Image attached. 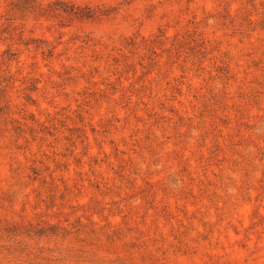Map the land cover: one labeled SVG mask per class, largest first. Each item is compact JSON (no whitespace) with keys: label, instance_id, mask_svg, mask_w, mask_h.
I'll return each mask as SVG.
<instances>
[{"label":"rangeland","instance_id":"rangeland-1","mask_svg":"<svg viewBox=\"0 0 264 264\" xmlns=\"http://www.w3.org/2000/svg\"><path fill=\"white\" fill-rule=\"evenodd\" d=\"M39 3L0 37V264H264V0Z\"/></svg>","mask_w":264,"mask_h":264},{"label":"trees","instance_id":"trees-1","mask_svg":"<svg viewBox=\"0 0 264 264\" xmlns=\"http://www.w3.org/2000/svg\"><path fill=\"white\" fill-rule=\"evenodd\" d=\"M42 11V7L41 4L39 3V0H11L9 3V8H8V12L6 13V15L3 18V23L1 24V28H0V37L1 40L4 43H7V48L4 51V55L7 57V60L9 62L12 63V61L14 62L15 58H16V53L15 51L12 49V46L14 45V40H15V34L14 31L15 29L13 28V24L16 20H28L31 18H36L37 16H39L41 14ZM73 11V9L71 10ZM76 12H71L72 15L74 16H78V17H89V13L87 15L85 14H81L80 10L78 11V9L76 8L75 10ZM93 12V11H91ZM96 12V11H95ZM65 12H63L64 14ZM51 53V52H50ZM96 94V93H94ZM4 97V90L0 89V105L2 103V98ZM214 102L211 103L210 105H207V108H211L214 104H215V100H213ZM208 109V110H209ZM239 116H240V120H246L245 119V111L242 109L238 110ZM1 119L2 123H1ZM6 119H7V107L6 106H0V137L2 139H6L5 136L7 134H10L11 137L15 138L12 141H9L8 145L9 148L12 150H21L24 149V147H22L21 145H19V140L20 139H24V135L26 133V131L28 130L24 125H21L19 123H15V122H10V123H6ZM5 120V122H3ZM228 120V118L225 117L224 122H226ZM8 121V120H7ZM179 121V120H178ZM165 123V121H163V117L160 118V122H156V127H161L163 126ZM167 123V121H166ZM180 123L183 124V121H181L180 119ZM12 125V126H10ZM10 127V128H9ZM175 128L178 127L177 124L174 125ZM164 128V126H163ZM31 131V130H30ZM34 132V131H32ZM28 142V141H25ZM8 145L6 149H8ZM262 157L264 158V153H262ZM13 162L11 164V171H12V178L15 179L17 181L21 171H20V162H18L17 160H15V158H13ZM263 160V159H261ZM16 165V166H15ZM58 169V168H57ZM49 171V166H43V167H38V166H34L31 170V175L27 176V178L31 181V182H36L38 180H40L39 183L43 184V185H48L49 186V192L53 191L54 188L56 187L55 184V179L50 177V181L46 182L44 179L41 180L42 176L44 173ZM52 175V173H50V176ZM50 198L51 195H50ZM64 229H59V231H63ZM58 234V232H57ZM68 235H70V232L67 233ZM80 234V233H78ZM34 235H38L35 237H45L42 236V234H34ZM61 235V233H60ZM55 236V234L53 233L51 235V237ZM48 237V236H46Z\"/></svg>","mask_w":264,"mask_h":264}]
</instances>
